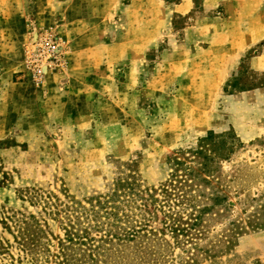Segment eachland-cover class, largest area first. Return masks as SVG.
<instances>
[{
  "label": "rangeland",
  "instance_id": "rangeland-1",
  "mask_svg": "<svg viewBox=\"0 0 264 264\" xmlns=\"http://www.w3.org/2000/svg\"><path fill=\"white\" fill-rule=\"evenodd\" d=\"M182 1L0 0V264H56L79 203L169 184L210 132L228 220L264 206V41L220 71L200 53L223 12ZM221 250L200 264H264V230Z\"/></svg>",
  "mask_w": 264,
  "mask_h": 264
},
{
  "label": "trees",
  "instance_id": "trees-1",
  "mask_svg": "<svg viewBox=\"0 0 264 264\" xmlns=\"http://www.w3.org/2000/svg\"><path fill=\"white\" fill-rule=\"evenodd\" d=\"M220 138L210 132L191 160L178 158L184 175L161 188L129 186L123 196L100 199L98 209L79 203L56 264H200L247 230H264V206L246 220H228V192L213 169L217 159L229 160L219 156L226 147ZM219 221L229 227L215 234Z\"/></svg>",
  "mask_w": 264,
  "mask_h": 264
},
{
  "label": "crops",
  "instance_id": "crops-1",
  "mask_svg": "<svg viewBox=\"0 0 264 264\" xmlns=\"http://www.w3.org/2000/svg\"><path fill=\"white\" fill-rule=\"evenodd\" d=\"M251 1L256 0L203 1L207 11L220 9L223 12V15L211 21L214 24L208 26L205 34L208 38V45L200 53L212 56L213 64L218 65L220 71L229 73L235 70L247 51L264 41V13L257 15L256 5L255 10L250 6L246 9L244 4ZM261 7L263 8L264 4ZM192 9V1L183 0L176 4L172 11L180 15H187L192 12ZM258 16L260 19L257 20ZM247 18L248 21H246ZM247 23L248 28L245 27ZM241 26L244 27L239 30ZM250 63L258 69H264V53L253 57Z\"/></svg>",
  "mask_w": 264,
  "mask_h": 264
}]
</instances>
